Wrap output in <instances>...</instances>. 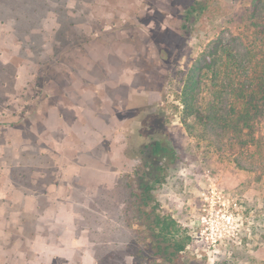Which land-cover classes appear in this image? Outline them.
<instances>
[{"label": "rangeland", "instance_id": "374dc122", "mask_svg": "<svg viewBox=\"0 0 264 264\" xmlns=\"http://www.w3.org/2000/svg\"><path fill=\"white\" fill-rule=\"evenodd\" d=\"M250 8L0 0V264L75 251L78 264H144L128 184L157 138L176 151L155 194L187 238L181 264H264V119L239 117L264 79V5L258 27ZM217 37L228 69L204 77L203 121L185 123V74Z\"/></svg>", "mask_w": 264, "mask_h": 264}, {"label": "trees", "instance_id": "16d2710c", "mask_svg": "<svg viewBox=\"0 0 264 264\" xmlns=\"http://www.w3.org/2000/svg\"><path fill=\"white\" fill-rule=\"evenodd\" d=\"M264 0H251L249 18L254 19L253 26L258 27L256 19L262 13ZM225 45L221 37L212 40L199 53L191 67L185 74L184 83L180 92L182 104V120L187 122L188 117H199L203 121V114L197 108L198 93L202 81L209 73L217 75L221 69L227 70L225 62ZM264 68V65H263ZM264 77V69H263ZM244 109L239 117L247 118L250 113L260 115L264 119V79L262 78L253 92L246 95ZM205 123L209 114H204ZM240 118V119H242ZM141 161L133 168L131 182H129V208L134 213L136 228L132 235L137 247L136 256L141 263L181 264V253L185 248V237H177L175 220L160 211V203L155 191L165 181V171L168 164L176 159V151L168 141L155 139L141 150ZM148 240V242H145Z\"/></svg>", "mask_w": 264, "mask_h": 264}, {"label": "flooded vegetation", "instance_id": "af4514ba", "mask_svg": "<svg viewBox=\"0 0 264 264\" xmlns=\"http://www.w3.org/2000/svg\"><path fill=\"white\" fill-rule=\"evenodd\" d=\"M27 238H28V236H27ZM26 238V239H27ZM28 240H32V238L30 239V237L28 238ZM76 245H77V243H76ZM15 252H12L11 253V257L12 256H14L13 254H14ZM27 256H25V257H18V256H16V258H15V261H16V263H22V264H30V263H33V264H36V261H38V259H39V257H36V258H34V256H33V258H31V256H28V258H26ZM71 260V264L73 263V264H78V262H79V252L78 251H75V252H73L72 254H71V258H68L67 260ZM51 264H61L59 261H57V262H50Z\"/></svg>", "mask_w": 264, "mask_h": 264}, {"label": "crops", "instance_id": "0c3cea01", "mask_svg": "<svg viewBox=\"0 0 264 264\" xmlns=\"http://www.w3.org/2000/svg\"><path fill=\"white\" fill-rule=\"evenodd\" d=\"M89 154L88 153H83V155H82V158H83V160H85V162H87L88 163V161H87V159L89 158ZM76 164V163H75ZM10 195H7V197H9ZM80 242L82 243H84V244H87V241L83 238V240L81 241L80 240ZM77 243V242H76ZM76 243H75V245H76Z\"/></svg>", "mask_w": 264, "mask_h": 264}]
</instances>
